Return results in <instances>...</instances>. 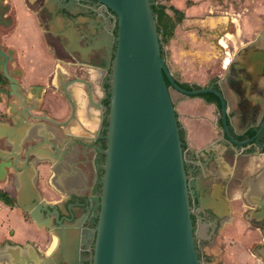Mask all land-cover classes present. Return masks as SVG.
Here are the masks:
<instances>
[{
  "label": "flooded vegetation",
  "instance_id": "flooded-vegetation-1",
  "mask_svg": "<svg viewBox=\"0 0 264 264\" xmlns=\"http://www.w3.org/2000/svg\"><path fill=\"white\" fill-rule=\"evenodd\" d=\"M24 1L38 20L40 40L32 45L27 38L30 45L22 49L10 44L8 30L15 25L12 6L7 3L0 7V15L5 9L4 19L7 16L11 21L9 26L0 25V123L9 128H30L34 133L24 141L21 160L26 159L28 146L41 143L56 155L52 163V158L44 155L29 157L36 163V186L46 203L50 202L40 185L50 183L52 177L56 185L54 209L45 215L44 227L37 226L43 235L41 245L36 247L38 264H93L108 148L111 65L116 50L113 47L109 61L105 42L111 33L117 35V16L97 0ZM224 76L213 79L207 87L222 92L226 124L222 100L217 95L212 101L202 98L216 118L208 125L207 142L200 147L190 143L177 111L186 133L185 168L202 264H216L217 256L210 253V248L220 247L226 237L223 233L240 217L258 229L260 241L254 250L264 259L262 211L234 205L236 194L248 189L238 177L239 164L247 166L254 153L247 147L252 145L259 153L264 152V97L251 102L249 109L259 114L253 119L257 125L244 122L242 113L248 107L242 103L244 96L237 79ZM0 148L9 149L5 139H0ZM6 162L10 166L5 167L4 181L12 182L17 204L23 169L14 158ZM24 213L31 219L28 212ZM20 261L15 258V264Z\"/></svg>",
  "mask_w": 264,
  "mask_h": 264
},
{
  "label": "water",
  "instance_id": "water-1",
  "mask_svg": "<svg viewBox=\"0 0 264 264\" xmlns=\"http://www.w3.org/2000/svg\"><path fill=\"white\" fill-rule=\"evenodd\" d=\"M0 0V7H3ZM117 16V35L111 33L105 45L111 65V109L108 148L99 207L93 264H202L191 217L183 142L179 118L171 90L187 96L217 95L226 107L222 92L214 87L185 89L162 56L151 0H97ZM5 9L0 25L7 24ZM224 78L237 79L244 122L259 114L249 110L264 97V27L238 48L227 65ZM167 80L171 84L168 85ZM257 122L253 121V126ZM34 136L30 128H9L0 123V139L9 149L0 148V181L6 177L10 158L23 172L17 205L30 214L38 227L54 205L46 203L36 186V154L55 159L45 143L28 146L26 159H20L24 141ZM252 139L251 141H253ZM243 142V146L249 144ZM44 147V148H43ZM256 151L259 149L256 147ZM260 152V151H259ZM56 171L55 166L52 167ZM51 186L55 190V179ZM253 192L256 208L264 219V194ZM262 193V192H261ZM260 218V219H261ZM264 255V249L261 251ZM25 260L20 264H37Z\"/></svg>",
  "mask_w": 264,
  "mask_h": 264
},
{
  "label": "crops",
  "instance_id": "crops-1",
  "mask_svg": "<svg viewBox=\"0 0 264 264\" xmlns=\"http://www.w3.org/2000/svg\"><path fill=\"white\" fill-rule=\"evenodd\" d=\"M2 3H9L12 6V14L15 18L14 27L8 30L11 31L9 43L17 49H22L28 44L30 45V40L27 41V38H29L32 45H38L40 40L38 20L26 8L25 1L3 0ZM203 3L206 4L205 1ZM5 20L7 26H9L11 24L9 17L6 16ZM230 61L231 57H227L226 67ZM190 98H197L193 102L197 103L198 106L193 104L187 107L182 100L180 106L184 108L182 112L185 115L183 121L180 120L182 123L184 122L183 126L186 127L190 143L193 146L200 147L209 140L208 125L216 118L213 108L208 106L202 98ZM179 117H181L180 113ZM247 148H251L250 152L254 153L249 157L247 166L243 163L239 164L238 177L240 181L248 185V189L245 192L246 194H242L243 191L241 190L236 194L234 205L254 210L256 208L254 197L258 194V189H260V194H264V152L259 153L252 145ZM239 150L243 151L244 148ZM41 169L45 171L46 166H41ZM53 178H51L50 183H42L47 201L52 204L57 199L55 190L51 186ZM0 189L13 197L14 189L11 181H0ZM255 191L257 193L254 195L253 192ZM242 198L245 200L243 201ZM238 219L240 221L238 223L236 221V225H233L231 229L227 228L223 233L226 234V237L223 240L224 242L220 243V247L212 245L210 248V253L212 252L217 256L216 264H264L263 257L259 256L254 250V246L260 241L258 229L243 220L241 221V217ZM42 237L43 235L35 222L16 203L11 205L0 199V264H15V258L20 259V263L25 262V260L38 261L36 247L41 245ZM231 240H234V242H230ZM223 249L226 250L225 253H222Z\"/></svg>",
  "mask_w": 264,
  "mask_h": 264
},
{
  "label": "rangeland",
  "instance_id": "rangeland-1",
  "mask_svg": "<svg viewBox=\"0 0 264 264\" xmlns=\"http://www.w3.org/2000/svg\"><path fill=\"white\" fill-rule=\"evenodd\" d=\"M159 1L167 5L170 14L182 11L185 15L164 49L175 78L190 84L206 87L213 79L224 76L227 57L232 58L264 26V0ZM171 92L183 121L185 114L180 102L183 100L190 107L197 105L193 102L197 98L174 89ZM39 188L44 189L43 184Z\"/></svg>",
  "mask_w": 264,
  "mask_h": 264
},
{
  "label": "trees",
  "instance_id": "trees-1",
  "mask_svg": "<svg viewBox=\"0 0 264 264\" xmlns=\"http://www.w3.org/2000/svg\"><path fill=\"white\" fill-rule=\"evenodd\" d=\"M151 2H152V9L154 10L155 19L157 22L158 31L161 36L162 56L166 59L164 46L175 35L176 27L181 21H183L185 15L182 11H179L175 13L174 15L170 14L167 10V5L160 2L159 0H151ZM176 81L181 87L188 89V90L203 88V86H200L198 84H190L187 82L180 81L178 79H176ZM167 83L169 86H171L168 80H167ZM192 97H196V96H192ZM198 97L204 98L208 101L216 100V95L213 93L201 94ZM177 116H178V113H177ZM179 126H180L181 140L183 142V145H186L185 130L182 128V125L180 122H179ZM0 199L11 205H15L16 203L15 198L10 196L9 193H7L6 191H3L2 189H0Z\"/></svg>",
  "mask_w": 264,
  "mask_h": 264
}]
</instances>
